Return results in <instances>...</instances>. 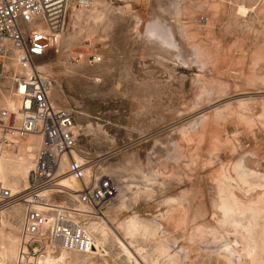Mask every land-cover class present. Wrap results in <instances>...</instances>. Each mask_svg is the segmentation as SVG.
<instances>
[{"label": "rangeland", "instance_id": "1", "mask_svg": "<svg viewBox=\"0 0 264 264\" xmlns=\"http://www.w3.org/2000/svg\"><path fill=\"white\" fill-rule=\"evenodd\" d=\"M101 1L104 40L67 38L68 14L52 100L73 111L81 156L113 152L106 173L126 162L139 177L112 176L122 199L91 222L107 255L66 263L264 264V0ZM22 215L0 211L16 241L0 264H17Z\"/></svg>", "mask_w": 264, "mask_h": 264}, {"label": "built area", "instance_id": "2", "mask_svg": "<svg viewBox=\"0 0 264 264\" xmlns=\"http://www.w3.org/2000/svg\"><path fill=\"white\" fill-rule=\"evenodd\" d=\"M90 1L0 0V78L9 80L6 92L17 101L14 111L0 105V154L30 135L42 141L27 186L13 194L0 182V211L23 208L17 264H35L48 251L87 253L93 247L88 222L104 217L118 194L117 182L102 171L115 153L74 159V113L53 102L54 80L40 70L58 48L72 7ZM66 176L76 191L61 184Z\"/></svg>", "mask_w": 264, "mask_h": 264}, {"label": "bare ground", "instance_id": "3", "mask_svg": "<svg viewBox=\"0 0 264 264\" xmlns=\"http://www.w3.org/2000/svg\"><path fill=\"white\" fill-rule=\"evenodd\" d=\"M90 4H91L90 7H88L89 4L87 6H81L79 8H76L74 6L72 7L73 11L72 9H71L72 12L70 11L71 13V15L69 16V26H70L69 28L70 29L67 34V38H70V39L71 38L73 39L82 38V40L84 39L89 40V38H92L93 42H96L97 40H104L106 37H108L107 27H106L107 13L103 12V14H101V11H100L104 6L103 2L101 0H92L90 1ZM84 10L86 13H84ZM240 14H242V12H240ZM97 24L102 25L101 32L98 35L100 39H96L94 35H91L93 34L94 29H96ZM58 69L59 70L57 72L59 74H62V73L64 74L68 71L65 65ZM40 70L45 75H48L50 77L52 76L51 74H49V72H52L51 68L49 67V63L42 64V66H40ZM52 94H53V90H52ZM3 106L9 109L10 111H14L16 110V107H17V101L15 99L8 98L6 99V103ZM74 131L75 133H78L77 132L78 130H76V125H74ZM41 146H42V141L40 137L37 135H30L26 137L24 141L18 144L15 151H4L0 154V182L5 186L6 182L8 181L10 177L17 178L18 176H20V179H22L23 182H26V184L23 185L18 190H17V186H15V184H17L16 182H14V184L11 183L9 187L7 185L6 187L9 188L13 194H17L22 188L27 186L29 172L34 168L35 157H36L37 152L41 148ZM80 152L82 151H78V149L76 152H74L73 157L75 160L80 161L82 159ZM108 170H109V173H106L104 166H103L102 171L106 175H108V177L112 178L113 180H114L113 177H117V176H118L117 178L119 179H122V177H129V176L135 179L139 177V174H138L139 169L135 168V165H127L126 162L119 164V165L118 164L112 165ZM7 184H10V183H7ZM61 184L68 187L70 190H74V191H76L78 188L77 183L74 182L70 178V176L64 177ZM124 191H125V187L122 188V191L118 192L115 201H118V202L121 201L122 199L121 196ZM117 206L118 204L116 206H111L109 209H107L104 212V214L109 215L111 213H114V209ZM98 219H103V218L101 217ZM95 221L96 220H91L87 224V230L89 234L92 236L93 247L87 253H74V254H78V255L85 254V257H89V258H93L94 255H99L100 257L103 258L107 255L106 250H104L103 248L104 241L107 235L105 233H102L100 238L96 239L93 237V235L99 229L98 225H96L95 223H91ZM4 227H5V224L3 222H0V254L4 253L7 247L12 248V245L16 243L15 240L14 241L9 240V236H6V233L4 232ZM131 230L138 231L137 225L135 224L131 225ZM7 241L8 243H6ZM57 252H61V253L56 257V259H54L53 254ZM57 252L48 251L47 254L43 258L38 260V262L35 264H53V263L67 264L66 263L67 256L70 253H73V252H68L64 250L57 251ZM102 252H103V255H102ZM74 262H78V260L75 259Z\"/></svg>", "mask_w": 264, "mask_h": 264}]
</instances>
